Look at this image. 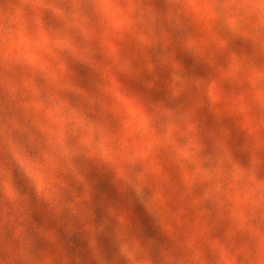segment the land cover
<instances>
[{"label": "clouds", "instance_id": "9594fccd", "mask_svg": "<svg viewBox=\"0 0 264 264\" xmlns=\"http://www.w3.org/2000/svg\"><path fill=\"white\" fill-rule=\"evenodd\" d=\"M0 264H264V0H0Z\"/></svg>", "mask_w": 264, "mask_h": 264}]
</instances>
